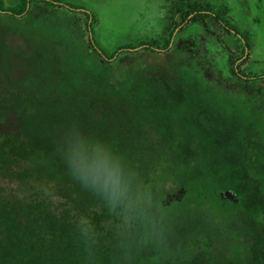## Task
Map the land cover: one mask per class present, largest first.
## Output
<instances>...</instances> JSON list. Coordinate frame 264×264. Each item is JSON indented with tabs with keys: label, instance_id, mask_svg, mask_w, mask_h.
Wrapping results in <instances>:
<instances>
[{
	"label": "trees",
	"instance_id": "16d2710c",
	"mask_svg": "<svg viewBox=\"0 0 264 264\" xmlns=\"http://www.w3.org/2000/svg\"><path fill=\"white\" fill-rule=\"evenodd\" d=\"M163 1L108 55L83 6L0 0V264H264V67L224 4ZM97 139L114 208L68 171Z\"/></svg>",
	"mask_w": 264,
	"mask_h": 264
},
{
	"label": "rangeland",
	"instance_id": "374dc122",
	"mask_svg": "<svg viewBox=\"0 0 264 264\" xmlns=\"http://www.w3.org/2000/svg\"><path fill=\"white\" fill-rule=\"evenodd\" d=\"M4 1L6 5L17 2ZM63 1L83 6L92 13L94 40L108 55L139 37L157 33L163 24V0ZM210 1L224 4L228 8L229 18L249 33L252 42L250 59L254 62L255 69L264 67V0ZM178 260L179 257L176 258L174 254L166 253L151 260L150 264H180Z\"/></svg>",
	"mask_w": 264,
	"mask_h": 264
},
{
	"label": "clouds",
	"instance_id": "9594fccd",
	"mask_svg": "<svg viewBox=\"0 0 264 264\" xmlns=\"http://www.w3.org/2000/svg\"><path fill=\"white\" fill-rule=\"evenodd\" d=\"M67 163L73 178L82 186L101 194L111 207L114 208L127 196L129 182L124 176L119 158L112 155L98 139L93 144L91 157L85 153L81 144L68 153Z\"/></svg>",
	"mask_w": 264,
	"mask_h": 264
}]
</instances>
